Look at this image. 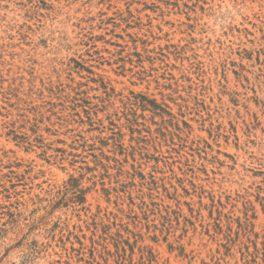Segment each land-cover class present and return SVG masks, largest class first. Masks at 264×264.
Instances as JSON below:
<instances>
[{
    "label": "rangeland",
    "instance_id": "obj_1",
    "mask_svg": "<svg viewBox=\"0 0 264 264\" xmlns=\"http://www.w3.org/2000/svg\"><path fill=\"white\" fill-rule=\"evenodd\" d=\"M0 264H264V0H0Z\"/></svg>",
    "mask_w": 264,
    "mask_h": 264
},
{
    "label": "trees",
    "instance_id": "obj_2",
    "mask_svg": "<svg viewBox=\"0 0 264 264\" xmlns=\"http://www.w3.org/2000/svg\"><path fill=\"white\" fill-rule=\"evenodd\" d=\"M132 42L134 43L133 44L134 48H136L135 40L132 39ZM142 44L143 45H146V44H144V42H142ZM48 90H50V92L53 93L52 92L53 91L52 89H48ZM73 91H74V94L73 95L66 94V95H63V98H62L63 101H67V102H70L72 104V105H69L68 106V108L73 111V112H71L69 114H71V115H77L80 119H82L81 118V112H82V113L86 114L85 116L89 119L90 118V116H89L90 113L87 111V108H85V105L82 103V102H84V98L83 97L78 98V95H79L80 92H77L74 89H73ZM57 92H61V90H57L55 92V94ZM133 97L135 99V102H137V100L140 99V101H139L140 103H139V106L137 108H139L141 111H143V112L144 111H149L153 116L157 115V116H160V117H163V113H165V114H167L169 116H172L174 118V116L172 114H170L167 111L163 110L161 104H158L155 99L147 98L145 95H137V96H133ZM59 98H61V97H59ZM126 100L127 101H131V99L129 97H126ZM78 108H80V109H78ZM135 115H136V112H133V113H131V116H132L131 119H129L128 117H126L127 122L130 123L128 128L131 131H136V129L134 128V126H137L138 125L137 119L135 118ZM79 122H82L83 123V120H80ZM108 124L109 125H115L114 121H112V120H109L108 121ZM109 125H107L106 127L108 128ZM109 129L112 130V128H109ZM72 143L74 145L71 146V148H74V149L80 148L81 151H83V152L86 150V147H91L92 148L94 146V144H87L85 141L81 142L79 139H76V138H73L72 139ZM75 143H77V145H75ZM103 145L105 146L106 145V142ZM116 145H117V147L119 149L122 148L121 144H119L118 142L116 143ZM99 149H101V148H99ZM113 154H115V151H113ZM93 157H94V165L96 167L97 166H100L103 169L109 168L108 162L111 160L112 157H110L108 155H104L102 152L99 155L93 154ZM112 159H114V161H119L115 157H113ZM103 160H105L107 163H104ZM88 169L90 170L89 167H88ZM70 179H74V178L71 176ZM81 202H83V201H81ZM110 215L113 218L116 217L115 215H112V214H110ZM166 215H169V211H167V210H166ZM166 215H162V216L165 217ZM94 216L96 217V215H94ZM104 216H105L106 220H108V221L110 220V216H108L107 214H104ZM115 234H120L119 233V230H116V233ZM255 249H256V247H255Z\"/></svg>",
    "mask_w": 264,
    "mask_h": 264
}]
</instances>
